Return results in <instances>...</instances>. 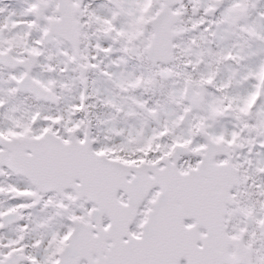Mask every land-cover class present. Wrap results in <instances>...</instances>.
<instances>
[{"label":"snow or ice","instance_id":"snow-or-ice-1","mask_svg":"<svg viewBox=\"0 0 264 264\" xmlns=\"http://www.w3.org/2000/svg\"><path fill=\"white\" fill-rule=\"evenodd\" d=\"M0 264H264V0H0Z\"/></svg>","mask_w":264,"mask_h":264}]
</instances>
